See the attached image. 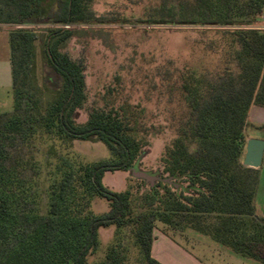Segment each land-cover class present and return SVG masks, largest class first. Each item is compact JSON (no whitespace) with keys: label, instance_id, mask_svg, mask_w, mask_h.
<instances>
[{"label":"trees","instance_id":"1","mask_svg":"<svg viewBox=\"0 0 264 264\" xmlns=\"http://www.w3.org/2000/svg\"><path fill=\"white\" fill-rule=\"evenodd\" d=\"M89 1L56 0L44 20L49 27L42 33L29 27L10 32L14 102L11 112L0 111V242L16 222L13 183L22 174L26 158L33 160L32 142L37 136L68 144L75 139L101 140L112 156L81 164L73 179L75 195L68 210L58 214L54 203L51 216L11 245L4 264H91L89 256L99 243V230L123 226L129 219L135 221L136 237L149 263L162 264L151 254L154 221L160 220L167 224L183 221L233 252L264 264V217L256 214V188L239 173L244 166V130L250 108L264 107V29L256 18L232 24L228 15L233 0H213V19L172 20L220 27L218 46L227 61L215 72L185 69L178 73L186 111L162 156L163 171L150 183L154 200L159 206L162 201L166 205L155 213L134 217L131 191L110 190L103 177L108 171H130L139 164L145 143L136 135L135 121L125 119L117 109H94L85 122H78L87 97L84 66L61 50L73 35L66 25L86 24L90 19L98 22L99 17L88 12ZM251 2L245 0L248 5ZM257 2L263 9L264 0ZM8 3L18 9L10 14V21L17 25L29 23L36 14L37 0ZM45 35L48 61L43 82L51 91L48 97L28 83L26 71L34 43ZM162 182L166 190L160 196L155 191ZM94 195L108 200L106 212L93 214L90 202Z\"/></svg>","mask_w":264,"mask_h":264},{"label":"rangeland","instance_id":"2","mask_svg":"<svg viewBox=\"0 0 264 264\" xmlns=\"http://www.w3.org/2000/svg\"><path fill=\"white\" fill-rule=\"evenodd\" d=\"M55 1L37 0L36 14L31 21L17 25L10 21V14H16L18 9L8 0H0V27L6 28L9 33L20 27L33 28L42 33L49 27L44 20ZM212 1L90 0L88 12L92 17H99L98 22L90 19L86 24L65 26L72 28L73 35L61 50L83 64L86 77L87 97L79 109L78 122H85L94 109H117L125 119L134 120L136 135L145 143L139 167L157 177L164 168L162 156L175 139L179 120L186 111L184 96L177 82L178 73L185 69L197 73L215 72L223 68L227 61L224 50L218 46L222 40L217 31L220 27L173 23L172 20L199 22L202 18L213 19ZM257 3V0H252L248 5L245 0H233L229 21L241 25L256 18V24L261 28L264 8L260 10ZM42 38L34 43L33 59L26 71L28 83L40 90L42 97H48L51 91L45 88L43 82L48 61L44 45L46 35ZM1 39L3 45V34ZM17 56L20 58L21 53L17 52ZM13 102L12 87H9L0 98V111L11 112ZM258 126L248 124L245 127L244 151L247 135L249 138L264 137ZM39 137L32 142L33 160L26 158L25 167H21L22 174L13 183L12 207L17 219L8 237L0 242V264H4L8 250L17 238L52 215L54 203L58 204V214L68 210L75 195L73 179L81 164L112 156L108 145L101 140L75 139L68 144L56 138ZM50 146H53L52 149ZM251 168L241 166L239 173L256 188V214L264 217V158L260 171ZM103 183L113 191H131L134 217L147 212L155 213L158 207L166 205L162 201V206H159L154 200L150 182L134 176L130 171H108L104 174ZM165 190L162 182L155 192L161 196ZM90 209L93 214L104 213L109 209V202L94 195ZM154 224L157 235L165 233L174 240L177 238L209 264H263L236 254L183 221L167 224L155 220ZM136 229L134 219H129L120 227L101 228L99 243L89 256V262L152 264L140 246Z\"/></svg>","mask_w":264,"mask_h":264},{"label":"crops","instance_id":"3","mask_svg":"<svg viewBox=\"0 0 264 264\" xmlns=\"http://www.w3.org/2000/svg\"><path fill=\"white\" fill-rule=\"evenodd\" d=\"M2 34L4 37L3 45L1 44ZM9 35L10 33L6 28L0 27V98L2 93H4L7 88H13L11 47L10 51H8V40L10 46ZM248 124L252 126L259 125L258 128L263 132L264 135V107L257 105L251 106ZM249 137L250 136L247 135V140ZM260 167L256 168L257 172L260 171ZM180 242L177 240V238L174 240L171 236L165 233L157 235L156 229H154V240L151 247V254L155 259L159 260L163 264H209L199 253L193 249L187 248L185 245H183V243L181 244ZM165 253H167V256Z\"/></svg>","mask_w":264,"mask_h":264},{"label":"water","instance_id":"4","mask_svg":"<svg viewBox=\"0 0 264 264\" xmlns=\"http://www.w3.org/2000/svg\"><path fill=\"white\" fill-rule=\"evenodd\" d=\"M263 155H264V139L249 138L246 143V151L243 158V164L248 167L258 168L262 164ZM130 172L134 176H137L141 179H145L151 184H154L155 181L159 178L154 173L143 171L139 167L138 163L132 167Z\"/></svg>","mask_w":264,"mask_h":264},{"label":"built area","instance_id":"5","mask_svg":"<svg viewBox=\"0 0 264 264\" xmlns=\"http://www.w3.org/2000/svg\"><path fill=\"white\" fill-rule=\"evenodd\" d=\"M262 29H264V23H263V25H262V27H261Z\"/></svg>","mask_w":264,"mask_h":264}]
</instances>
